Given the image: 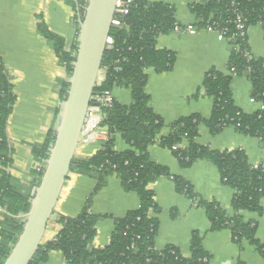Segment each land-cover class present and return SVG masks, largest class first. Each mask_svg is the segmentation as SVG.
<instances>
[{"label":"trees","instance_id":"trees-1","mask_svg":"<svg viewBox=\"0 0 264 264\" xmlns=\"http://www.w3.org/2000/svg\"><path fill=\"white\" fill-rule=\"evenodd\" d=\"M77 16L86 7V0L66 1ZM189 11L195 16L191 25L196 31L209 27L222 33L230 46L226 72L209 70L203 78L200 91L213 101L211 116L205 120L197 115L180 118L168 125L169 133L159 137L165 127L163 119L149 107V96L145 92L148 70L156 74L170 72L175 64V55L159 50V36L173 32L175 26L182 27L176 20L175 8L164 3L134 0L127 14L115 21L109 33L111 44H107L101 63L103 80L97 83L94 100L115 88L128 89L131 103L120 105L113 99L112 107H101L100 128L108 132L103 147L91 157L74 156L70 173L95 178L97 193L110 176L121 182L125 192H132L139 199V208L122 218L114 219V229L109 243L102 248H93L96 223L100 216L90 210L91 198L75 217L55 213L54 222L60 231L52 240H43L29 264H45L50 252H60L66 264H208L210 256L203 249L202 236L194 232L190 239V257L184 258L179 250L167 246L161 251L154 248L158 232V220L150 212H159L154 193L148 188L161 177L172 178L175 191L187 197L193 206L205 211L210 232L228 230L232 241L251 245L264 259V243L256 237L257 223L246 221L241 213L261 214L264 198V168L249 164L243 150L213 151L197 143L198 130L204 125L212 136L231 128L239 134L254 137L264 142V109L247 114L237 108L232 99L231 84L235 78L246 77L251 84V98L264 105V66L252 56L247 32L258 26L264 32V0H203L191 3ZM244 21V37L236 28V16ZM40 34L51 44L59 64L69 75L76 53V40L72 44L50 32L44 24L38 26ZM67 82L62 85V96H66ZM15 95L11 77L0 57V264H4L15 245L24 225L23 216L29 211L33 189L38 185L44 162L55 138L49 130L43 144L33 147L32 153L40 168L35 172L32 184L12 178L8 172L11 165V148L7 139V120L11 114ZM58 111L56 112V119ZM130 146L124 152H116L115 135ZM153 144L170 150L182 169L197 161H208L218 170L222 183L233 191L231 212L216 202L202 200L192 186L180 177H172L167 168L154 163L147 148ZM173 147H177L173 150ZM242 264V263H238Z\"/></svg>","mask_w":264,"mask_h":264},{"label":"crops","instance_id":"crops-1","mask_svg":"<svg viewBox=\"0 0 264 264\" xmlns=\"http://www.w3.org/2000/svg\"><path fill=\"white\" fill-rule=\"evenodd\" d=\"M67 0H0V57L11 77L15 101L7 120V139L11 148L10 176L23 183L32 184L35 172L41 166L32 150L44 143L49 130L55 131L56 112L63 100L62 85L67 80L66 70L59 64L53 47L39 32L38 26L60 36L66 43L77 39L78 18ZM164 3L175 8L176 20L181 26H191L195 16L189 11L193 0H148ZM203 1V0H202ZM251 54L263 62L264 32L258 26L247 32ZM156 47L175 55V64L170 72L156 74L148 70L145 92L149 107L165 124L159 137L169 133L168 125L180 118L197 115L207 120L212 113L213 101L200 91L204 75L209 70L226 72L230 46L217 34L206 30L195 34L171 32L157 38ZM232 99L237 108L251 114L260 109V103L251 98V84L242 76L231 84ZM113 99L120 105L131 103V92L115 88ZM107 139L81 142L76 154L91 157L98 152ZM197 143L213 151L243 150L250 165L264 168V142L254 137L237 133L231 128L212 136L206 126L200 125ZM116 152L130 149L119 135H115ZM150 159L167 168L172 177L187 181L202 200L216 202L231 212L233 191L225 186L217 168L208 161H197L182 169L173 153L158 144L147 148ZM97 186L93 177L70 173L61 192L55 213L68 217L77 216L91 198L90 210L100 216L96 223L93 248L106 246L114 229V219L124 217L139 208V199L132 192H125L114 175L94 195ZM154 193L157 213L150 216L158 220V232L154 242L156 251L167 246L177 248L184 258L190 257V239L199 233L205 252L210 256L208 264H264L255 249L247 242L240 246L233 243L228 230L210 232L209 222L203 209L193 206L185 196L175 191L172 178L161 177L149 184ZM261 214L242 212L246 221L257 223L256 237L264 243V198ZM55 216V215H54ZM48 224L45 240H52L60 231L54 222ZM45 264H66L60 252H50Z\"/></svg>","mask_w":264,"mask_h":264},{"label":"water","instance_id":"water-1","mask_svg":"<svg viewBox=\"0 0 264 264\" xmlns=\"http://www.w3.org/2000/svg\"><path fill=\"white\" fill-rule=\"evenodd\" d=\"M77 6L76 0H71ZM118 0H86L78 16L76 53L67 76L68 90L59 105L55 138L44 162L38 185L33 189L22 231L4 264H29L42 244L70 166L89 118Z\"/></svg>","mask_w":264,"mask_h":264},{"label":"built area","instance_id":"built-area-1","mask_svg":"<svg viewBox=\"0 0 264 264\" xmlns=\"http://www.w3.org/2000/svg\"><path fill=\"white\" fill-rule=\"evenodd\" d=\"M134 0H118L116 3V9H115V14H117L119 17H123L125 14L128 12V8L131 5V3ZM202 0H193L192 3H200ZM114 14V16H115ZM236 28L239 31L240 36L244 37L245 32H244V21L240 15L236 16ZM113 24L119 25L120 21H115L113 19ZM112 24V25H113ZM183 27V26H182ZM206 31L213 32L217 34L218 38L220 40H224L223 34L222 33H217L213 30V28L209 27ZM173 32L176 33H188V34H195L197 31L193 29L191 26H184V28H181L179 26H175ZM111 44V39H108V43ZM104 73L103 71H100L98 81L97 83L101 82L103 80ZM93 100V99H92ZM94 100L96 102L100 103V106L98 105H90L89 108V118L87 121V124L85 126V129L83 133L81 134L80 137V143L85 142V143H90L94 142L96 140L100 139H108V132L105 128H100L99 125L102 121V111L101 107L104 108H111L113 104V96L112 93L110 92H105L101 96L96 97ZM264 109V105L260 104V110ZM177 147H173V150H176ZM39 169H37L38 171Z\"/></svg>","mask_w":264,"mask_h":264},{"label":"rangeland","instance_id":"rangeland-1","mask_svg":"<svg viewBox=\"0 0 264 264\" xmlns=\"http://www.w3.org/2000/svg\"><path fill=\"white\" fill-rule=\"evenodd\" d=\"M56 208H57V206H56Z\"/></svg>","mask_w":264,"mask_h":264}]
</instances>
